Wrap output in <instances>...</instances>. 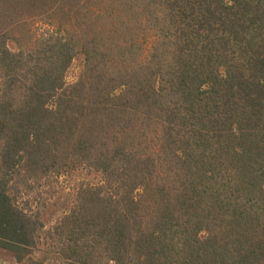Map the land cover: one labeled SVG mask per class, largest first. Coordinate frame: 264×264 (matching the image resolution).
I'll return each instance as SVG.
<instances>
[{
	"label": "trees",
	"instance_id": "16d2710c",
	"mask_svg": "<svg viewBox=\"0 0 264 264\" xmlns=\"http://www.w3.org/2000/svg\"><path fill=\"white\" fill-rule=\"evenodd\" d=\"M0 251L264 264V0H0Z\"/></svg>",
	"mask_w": 264,
	"mask_h": 264
},
{
	"label": "rangeland",
	"instance_id": "374dc122",
	"mask_svg": "<svg viewBox=\"0 0 264 264\" xmlns=\"http://www.w3.org/2000/svg\"><path fill=\"white\" fill-rule=\"evenodd\" d=\"M79 67H80V62L76 61L72 67V69L69 71L68 74V78L67 81L69 83L73 82L79 72ZM85 181V182H91V183H96L98 182V178L95 177L94 175L92 176H87L85 173L78 171L75 174L71 175L69 178H63V180L61 182H59V190H58V195L56 196V198H60L62 201H66L68 199V193L69 190H72V188L77 185L78 183ZM65 202H62L61 204H63ZM60 204V206H61ZM35 257L39 258V253L35 252ZM11 258V254L7 253V252H3L0 251V260L2 261H7V264H15L13 261H10ZM30 264V263H28ZM44 264H59L57 261L53 260H49Z\"/></svg>",
	"mask_w": 264,
	"mask_h": 264
},
{
	"label": "crops",
	"instance_id": "0c3cea01",
	"mask_svg": "<svg viewBox=\"0 0 264 264\" xmlns=\"http://www.w3.org/2000/svg\"><path fill=\"white\" fill-rule=\"evenodd\" d=\"M10 261H11V262L13 261L15 264H17L16 261H15L14 256H12V255H11ZM0 264H7V261H2V260H0Z\"/></svg>",
	"mask_w": 264,
	"mask_h": 264
}]
</instances>
